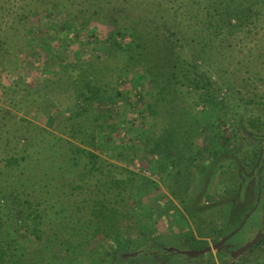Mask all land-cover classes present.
<instances>
[{
  "label": "rangeland",
  "instance_id": "obj_1",
  "mask_svg": "<svg viewBox=\"0 0 264 264\" xmlns=\"http://www.w3.org/2000/svg\"><path fill=\"white\" fill-rule=\"evenodd\" d=\"M189 2L128 0L124 7L132 13L133 19L150 23L151 29L173 35L182 31L191 37L200 31L204 33L205 25L196 24L202 20L201 14L191 5L192 11ZM192 2L202 3V0ZM96 3L106 10L120 9L123 4L122 0H96ZM101 5L97 8L103 7ZM190 13L195 16L194 20L187 19ZM56 14L46 17L37 26L14 27L15 31L10 27V17L5 20L6 26H0V37H10L17 42L12 47L19 53H15L16 63H10L0 73V183L14 178H29L35 184L40 183L41 188L17 189L20 193L25 191L22 196L25 199L42 202L38 211L47 215L44 226L40 227L43 237L51 238L50 227L58 234L55 242H40L14 230L5 220L0 221V238L8 255L3 264H87L90 257L93 264H107L113 249L132 250L143 239L153 236L188 233L192 229L195 233L197 225L186 216L187 203L197 191L208 165L225 153L245 147L247 143H243L241 128L262 127L259 133L251 132L264 137V125L260 124H264V15L249 32L227 37L216 55L212 52L215 56L202 66L200 73H208L211 93L222 103V109L213 112V121L209 124L201 111L207 98L202 92L195 95L186 90L182 75L177 78V91L169 96L167 107H156V115L152 117L147 108L153 102L147 77L139 68H132L129 73L124 71L126 56L113 41L104 42L110 27L91 22L81 28L69 23L74 34L69 44L58 30L65 20ZM51 27L60 34L52 36ZM173 45L178 51L180 66L190 63L197 53V48L186 42L180 45L173 42ZM78 58L100 68V74L90 86L99 90L102 98L92 106L77 100L78 94H85L82 86L56 87L51 83L56 81L55 75L61 67ZM164 63V60L160 62L162 71L167 70L168 65ZM14 94H19L15 99L22 97V102L12 109L10 102ZM176 109H184L185 114L199 121V129L188 147L190 151L180 155V164H176L175 153L163 156L155 147L169 132L170 115ZM182 129L185 130V126ZM75 148L94 155L98 160L96 165L85 155H77L78 165L75 166L72 161V156H76ZM9 159L18 160L16 167L21 168L7 165ZM215 179L209 192L213 190ZM49 199L66 211L64 219L53 220L52 225L48 223L49 215L43 205ZM102 200H105V208L117 215L115 227L108 229V237L95 236L79 250L69 251L70 232H64L67 227L64 225L80 222L79 227L88 231L87 221L97 220L90 218L93 209L89 207ZM59 222L68 223L63 227L55 226ZM208 222L204 227L208 229H204L206 236L213 226L212 221ZM193 248L199 251L203 246ZM261 261L259 249L236 264Z\"/></svg>",
  "mask_w": 264,
  "mask_h": 264
},
{
  "label": "trees",
  "instance_id": "obj_2",
  "mask_svg": "<svg viewBox=\"0 0 264 264\" xmlns=\"http://www.w3.org/2000/svg\"><path fill=\"white\" fill-rule=\"evenodd\" d=\"M127 1L128 0H122L123 4L119 7L120 9L110 8L106 10V7L97 4L96 0H0V26H6L5 20H7L8 17L12 19L10 22V27L12 29L24 25L37 26L40 25L42 23L41 21L46 19V17H53L57 15L56 13H59L58 15L60 16L58 17L64 19L65 22H63L62 26H59L58 30L63 32L61 36L65 37L70 44L74 34L69 27V23L78 25L81 28L89 25L91 22L106 25L110 27V32H108L104 42L108 44L113 41V45H116L121 54L126 56L124 71L129 73L133 69L139 68L142 69L144 75L147 77V87L151 92L153 101L147 108L148 113H150L152 117L156 115V107H167L169 96L177 91V84H175L177 78L182 75L183 80L186 82V90L193 91L195 95L198 92H202L203 97L207 98L204 102V108H202L201 111L203 112L206 122L208 121L210 124L213 121L211 115L216 110L220 111L222 109V103L218 102L216 97L211 93L212 83L211 78L206 76L208 73H200L202 72V66H205L210 59L216 55V52L219 51L223 42L228 39L227 37L237 33L249 32L248 29L255 25L260 16L264 15V0H202V3H195L189 0L191 9L192 6L196 7L198 14H201L202 20H199L196 24L200 26L201 24L205 25L204 33L200 31L198 35L197 33L191 34V37L189 33H184L182 31L175 33V35L170 32H165L164 34L163 32H159V30L149 28L150 23L138 22L133 19V15L128 12L127 7H124ZM99 5L103 7L97 8ZM192 11L194 10L192 9ZM194 18L195 16L190 13L187 19L194 20ZM15 30L16 29H14V31ZM58 30H54L51 27V35H59L60 33ZM171 41L179 45L180 42H186L188 45H194L197 48V53L193 54L190 63L185 66L179 65L180 61L177 56L178 51L175 50L173 42L171 43ZM16 44L17 42L14 43L13 39L10 37H0V73H3L10 63H16L18 58L15 56V53L17 51L12 47V45ZM213 45L217 46L213 48ZM158 51L161 52L159 53L160 56L157 54ZM212 52L215 53V55ZM18 54L17 52V55ZM202 57H206V59H202ZM79 60L78 58L77 61L66 63L64 67H61L55 75L56 81H51V83L52 86L56 87H61L64 84H71L75 87L82 86L85 90V94H78L77 100L86 103L87 106H92L95 101H100L102 98L99 95V90L93 89L94 87L92 88L90 86L91 83L97 79L98 74H100L98 71L100 68L91 65V63H83ZM163 60L165 61L164 64L168 65L165 71L161 70L160 65V62ZM198 63L201 65L198 66ZM184 67L185 69H183ZM164 74H166V76H164ZM181 84H183V82H181ZM117 94L118 96L120 95V93ZM18 95L19 94H14L12 97L10 102L12 109L19 107L22 102V94H20V100L17 101L15 99ZM184 115H187L188 118L184 119ZM170 118L172 121L169 126V132L162 141L155 143V147L163 156L167 153H175L178 157L176 164H180V155L190 151L188 147H191L190 145L193 143V138L196 136L195 133L199 129V121H197L196 118H192L191 115L185 114L184 109H176L175 112L171 113ZM182 118L184 120H181ZM183 126H185V130L182 129ZM179 134L182 136H178ZM73 153L76 155L72 156V161H75V166L78 165L77 155L81 157L85 155L94 160V165H96V161H98L94 155L87 153L83 149L75 148ZM9 160L6 162L7 165L21 168L16 167L18 165V160ZM219 163H221L220 159L212 161V163L208 165L210 173L212 171L214 172L213 168ZM23 168L25 169L26 167ZM200 180H202V177ZM206 183H210L209 176L206 178ZM0 184L3 185L0 187V221L5 220V223L10 224L14 230L23 232L24 235L33 237L37 241L55 242L56 235L58 234L53 231L52 227L49 229L52 234L51 238L43 237L44 232L40 230V227L44 226V219L47 217L46 214L43 215L38 211L42 202L39 204L36 201L25 199L22 197L25 196V191L24 193L19 192V187L25 189L28 186L30 188L32 186L37 188L43 186L38 182L35 184V181L29 178H14L12 181ZM116 184L118 185L121 183L117 182ZM17 187L19 189H17ZM37 193L39 194L40 191ZM43 205L46 206L45 209L49 215L48 223L50 225H52L53 220L62 221L66 216V211L62 208H58L57 202L50 203L49 199L44 201ZM89 208L93 209L90 218L93 216V218L97 220L87 221L85 226L87 228L90 227L88 231H86V229H84V231L79 227L81 224L80 222L70 225H64L68 222H59L58 225L55 223V226L58 227H63V225L67 226L64 232H70L67 237L70 241L67 244L71 248V250H69L71 252L79 250L81 245L89 243L95 236H102L105 234L108 237L110 233L108 229L115 227L114 220L117 215L113 211L105 208V200L94 203L93 206ZM259 249H261L263 261L257 264H264V241H261L256 249L252 251ZM85 255L86 254L83 256ZM7 256V249L5 250L0 238V264L5 263ZM91 258L92 257L87 258L89 261L87 264H93ZM8 260H10V258Z\"/></svg>",
  "mask_w": 264,
  "mask_h": 264
},
{
  "label": "flooded vegetation",
  "instance_id": "obj_3",
  "mask_svg": "<svg viewBox=\"0 0 264 264\" xmlns=\"http://www.w3.org/2000/svg\"><path fill=\"white\" fill-rule=\"evenodd\" d=\"M261 129L241 128L245 138L243 143H247L245 147L218 157L215 161L220 159L221 163L213 168L214 172L206 169L202 174V180L187 203L185 213L197 225L195 233L189 228L191 231L188 233L143 239L132 250L113 249L107 264H236L256 249L264 241V137L256 135ZM252 130L258 132L254 135ZM221 166V171H218ZM208 176L211 184L216 178L211 192V184L206 183ZM208 195L212 198H207ZM208 221H212L213 226L211 233L208 231L210 235L206 236L204 229L207 228L204 227H207ZM237 230L233 237L224 242ZM259 233L260 241L252 249L238 258L234 257ZM199 245L203 248L194 250L193 247ZM207 249H210L208 253L197 258L185 255Z\"/></svg>",
  "mask_w": 264,
  "mask_h": 264
},
{
  "label": "water",
  "instance_id": "obj_4",
  "mask_svg": "<svg viewBox=\"0 0 264 264\" xmlns=\"http://www.w3.org/2000/svg\"><path fill=\"white\" fill-rule=\"evenodd\" d=\"M246 221V220H245ZM245 223V222H244ZM242 227V226H241ZM238 232L235 231L234 233H232L229 237H227V239L224 240V242H226L228 239H230L231 237H233L236 233ZM261 238V233H259L251 242L247 243L241 250L240 252L234 256L236 258H238L239 256L243 255L244 253H246L247 251H249L250 249H252L259 241ZM210 251V249H207L203 252L197 253V252H193V253H186V256L192 257V258H197L200 256L205 255L206 253H208Z\"/></svg>",
  "mask_w": 264,
  "mask_h": 264
},
{
  "label": "built area",
  "instance_id": "obj_5",
  "mask_svg": "<svg viewBox=\"0 0 264 264\" xmlns=\"http://www.w3.org/2000/svg\"><path fill=\"white\" fill-rule=\"evenodd\" d=\"M147 177H150V174H146Z\"/></svg>",
  "mask_w": 264,
  "mask_h": 264
}]
</instances>
